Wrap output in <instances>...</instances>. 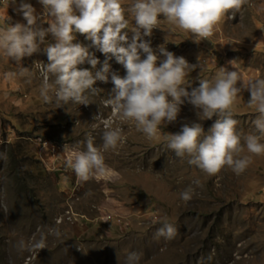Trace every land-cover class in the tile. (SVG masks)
Here are the masks:
<instances>
[{
	"label": "rangeland",
	"instance_id": "obj_1",
	"mask_svg": "<svg viewBox=\"0 0 264 264\" xmlns=\"http://www.w3.org/2000/svg\"><path fill=\"white\" fill-rule=\"evenodd\" d=\"M25 2L35 8L38 23L48 27L51 17L38 0ZM132 2L122 0L125 7ZM19 3L0 4V25L6 18L10 24H26L16 11ZM231 15L208 41L171 31L163 17L144 39L153 50L164 46L197 65L185 80L189 92L200 79L214 80L221 68L238 71V86H243L249 78H264V0H250L234 18ZM127 18L129 27H135L132 16ZM125 31L130 39L133 33ZM75 35L74 42L90 45L83 35ZM54 42L47 35L40 51L20 64L0 51V153L5 156L0 159V264H126L133 251L142 254L139 264H264V155L253 157L242 174L225 168L215 176L189 165L187 157L177 158L165 136L192 123H200L207 133L218 118L201 120L199 110L187 102L174 122L162 125L155 140H147L133 122L119 121L105 106L112 95L111 74L126 75L114 58L109 60L108 83L96 81L94 87L101 91L89 94L87 106L58 105L54 97L45 102L39 95L47 64L44 48ZM89 50L101 63L96 69L87 62L78 67L95 72L105 56ZM23 68L30 77L20 75ZM249 98L242 87L233 107L242 146L247 135H258L253 125L257 113L248 107ZM109 121L123 129L126 141L116 151L103 153L108 175L83 182L67 162L85 150L89 136L101 147ZM247 154L246 149L241 153ZM190 186L194 194L185 202L180 193ZM153 219L172 223L178 229L175 238H156L161 224H153ZM49 228H58L61 236L48 235L47 248L17 250L21 239H39Z\"/></svg>",
	"mask_w": 264,
	"mask_h": 264
},
{
	"label": "clouds",
	"instance_id": "obj_2",
	"mask_svg": "<svg viewBox=\"0 0 264 264\" xmlns=\"http://www.w3.org/2000/svg\"><path fill=\"white\" fill-rule=\"evenodd\" d=\"M16 0H12L15 3ZM44 13L51 17L48 27H42L35 14V8L20 0L16 11L22 13L26 24L8 23L5 19L0 25V51L11 60L20 64L22 59L40 51L49 34L54 43L44 48L47 64L44 66V83L39 95L45 102L53 97L58 105L69 102L87 106L89 94L98 95L100 89L94 87L96 81L108 83L111 65L115 59L123 65L126 75L111 74L112 95L105 101L114 117L119 121L133 122L137 131L149 141L157 138L161 126L174 122L185 102L191 104L201 120L218 117L207 133L200 123L184 124L175 134L164 137L167 148L177 158L187 157V163L193 165L208 176H215L229 168L233 173L242 174L252 163L253 157L264 155V78H249L243 86H238L241 75L238 71H226L224 68L214 80L200 79L199 86L190 92L184 87L186 77L197 65H192L182 56L167 51L164 46L153 50L150 40L153 29L158 28L160 17L171 26L190 33L195 40H209L217 31L218 25L228 13L234 18L236 13L250 3V0H133L125 7L122 0H38ZM130 14L135 27H129ZM133 34L129 39L128 31ZM76 33L83 35L90 45L85 46L76 40ZM95 48L105 56L99 70L79 68L87 62L96 69L101 62L89 49ZM143 54V58L141 57ZM163 57V59H161ZM201 69L202 66L200 65ZM6 75L15 76L16 73ZM20 75L30 77L29 70L23 68ZM49 76L54 82L49 83ZM243 90L250 93L248 107L257 113L253 121L257 134H249L241 144L237 131L238 121L233 118V107ZM102 134V146L97 147L94 139L85 140V150L74 154L67 162L76 176L83 182L94 177L108 175L104 152L116 151L125 141L123 129L105 122ZM247 155H241L245 152ZM5 158L0 153V159ZM114 174V173H113ZM202 187L199 180L193 182ZM194 189L190 186L180 193V198L188 202ZM160 223L156 238L166 240L175 238L178 229L165 221ZM61 236L58 228L41 231L39 239L17 244L18 251L38 252L47 248V236ZM140 253L130 252L126 264H139Z\"/></svg>",
	"mask_w": 264,
	"mask_h": 264
},
{
	"label": "built area",
	"instance_id": "obj_3",
	"mask_svg": "<svg viewBox=\"0 0 264 264\" xmlns=\"http://www.w3.org/2000/svg\"><path fill=\"white\" fill-rule=\"evenodd\" d=\"M11 0H0V4L10 2Z\"/></svg>",
	"mask_w": 264,
	"mask_h": 264
}]
</instances>
